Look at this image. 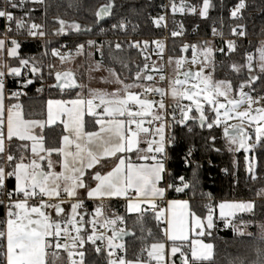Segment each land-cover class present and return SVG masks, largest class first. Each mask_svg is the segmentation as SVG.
I'll return each instance as SVG.
<instances>
[{
  "label": "snow or ice",
  "instance_id": "obj_1",
  "mask_svg": "<svg viewBox=\"0 0 264 264\" xmlns=\"http://www.w3.org/2000/svg\"><path fill=\"white\" fill-rule=\"evenodd\" d=\"M44 0H3L0 5V20L4 21L0 29V57L5 52L8 58L15 59L18 66H12L7 62H0V208L3 215L0 217V264H57L60 259L61 250L67 256V264H86V246L91 245L97 256L103 251L106 254V264H177L173 257H177L179 264H216L214 245L204 243L200 239H192L187 245L177 244V241H188L189 233L194 232L196 236L202 237L212 234L216 228L214 219V207L211 203H204L202 207L206 210V215L198 213L194 205H190L189 200L167 199L169 191L183 193L191 190L195 196L196 187L199 184L198 169L196 164L192 171V180H186L183 175H176L169 167V148L176 142V137L171 134L166 135V128L170 129L175 125L187 127L188 133L193 129L188 127V121L197 123L201 129L207 127H219L224 125L223 134L226 140V150L235 153L241 149L245 153V171L253 181L264 180V176L258 174L257 148L264 149V107L253 108V105L264 101V96L253 97V85L260 76L253 74L254 57L245 53V63L238 65L231 64V69L239 73L242 68H247L248 78L241 82L235 89L238 98L229 99V94L234 91L230 81H212L209 76H203L204 67L210 62L214 49L211 41H204L200 50L204 59L201 61V68L195 74L185 71L182 73L184 79L179 78L169 81V92L174 105H165V90L155 86L153 83H142L141 81L153 82L154 76L148 72L149 65L145 63L143 67L137 65L134 82L125 83L120 79L119 74L114 69H108L114 78L109 80L103 78L104 83H116L120 85L112 92L101 89H89L87 100L77 95L76 99L47 101V119H25L22 106L19 103H11L12 100L24 94L19 89L27 88L39 79L43 82V64L35 57H25L20 55L22 47L19 37L43 40L46 36L44 24L38 23L33 18L36 8L31 5H42ZM115 0H108L101 5L94 13L95 24L99 26L106 18L113 16ZM173 14L191 13L199 14L201 18L207 19L209 12L215 7L212 0H201L198 5H190L181 0L177 4L175 0H169ZM223 7V2H221ZM249 7L247 0H236L228 9L229 19L235 22V26H229L230 34L237 38L247 35L245 25L239 21L243 20V13ZM19 9L22 15H17ZM46 13V9H45ZM165 21V16L161 15L153 19L156 26H161ZM221 28L224 27V18H219ZM59 28L53 34L56 36L65 35L66 29L80 32L82 27L73 21L68 23L57 18ZM133 31L136 26L133 25ZM110 28L120 31L127 30L125 20L120 19L110 25ZM91 27H85L83 31H91ZM101 33L106 29L99 27ZM213 37L223 39V32L217 27L211 28ZM173 36L178 35L176 31ZM45 43H48L47 41ZM89 47H96L100 51L101 46H97L94 40H89ZM141 43L147 48L148 41H137L129 43V48L140 49ZM157 44L160 54L163 53V45ZM224 48L216 49L221 54L227 55L236 51V41L225 39ZM264 44V42H262ZM63 47V45H62ZM191 47L193 51L192 63L197 62L198 45H185L182 51ZM84 45H77V54H80ZM117 50L122 49L120 43L115 44ZM259 56L256 67L264 74V46L257 49ZM45 55L47 53H44ZM53 56L59 58L61 63L71 59L69 53L61 54L56 48L51 51ZM101 55L103 53L101 52ZM143 55V50L141 51ZM145 60L149 57L145 56ZM169 65L172 58H169ZM184 59L175 61L177 77L181 74ZM52 75L53 65H48ZM99 67V65L97 66ZM127 67V64H124ZM154 72L159 73L161 69L153 65ZM15 78L19 85L17 91L7 90L6 79ZM160 80H165V76L160 75ZM190 78L198 79L204 87L199 88L193 85L192 88L181 92L178 86L185 84ZM56 83L49 87L63 89L83 88L84 85L77 84L73 78V73L55 72ZM248 88L249 91H244ZM131 89H140L139 92ZM6 91L8 95L6 96ZM42 91L38 88L37 92ZM155 92L161 99L159 101L150 100L146 97ZM203 93V99L210 106V111L214 115L207 116L205 108L199 102V97ZM223 97L226 103H221L217 99ZM10 102L6 106L5 100ZM181 100L191 101L195 105V113L189 105H184ZM98 101V103H95ZM247 104L245 111L237 109ZM70 105V107H68ZM157 111H153V107ZM171 107L169 113L167 109ZM87 109V114L97 116L96 109H101L95 124L99 125V131H84L83 116ZM177 110L179 117H177ZM223 110V112L221 111ZM66 116L67 120L62 121L64 131L68 135L62 137L60 147H45V137L42 134L46 125H53L57 119ZM170 116V120L166 117ZM146 118H148L146 120ZM230 118H236L240 124L228 125ZM247 121L249 126L255 124V138L249 135L244 127ZM134 126V127H133ZM229 128L232 129L229 132ZM40 129V133L35 130ZM70 136L72 137L70 139ZM210 146L214 144L215 137L208 138ZM31 141L32 158L25 163L24 153L28 150L26 143H16ZM251 141V142H250ZM146 147H140V145ZM74 145L72 151L70 146ZM193 146L188 147L183 159L185 166L193 163ZM219 152L220 149H214ZM15 152H19L17 157ZM135 152L137 160L146 163H134L130 155ZM249 152L252 156L247 155ZM57 153L62 157L58 160L61 167L60 172L53 171L54 162L52 154ZM117 161L110 171L102 173L97 169L91 173V180L95 181V187L85 182V174L89 169L97 165L100 169L104 167L105 161L109 158ZM40 161H46L47 171L43 170ZM237 161L233 160V167H237ZM227 172V169H224ZM14 178V188L9 189L7 181ZM86 193L89 200H100L92 212L85 208V199L81 197L80 191ZM132 193V195H129ZM211 201V194L200 193ZM123 197L126 203L127 213H137L136 223L140 225L141 232L144 231L143 223L145 215L151 210L155 219L160 220L164 215V210L159 208L158 201L167 205L168 217L167 228L164 235L167 241H171L170 250H166L165 242H153L148 244L145 237H141L142 246L134 254V258H128L125 244L122 242L126 236L134 235L125 228L115 227L118 223H125L123 216L113 213L112 218L105 214L104 198ZM257 200L264 202V187L256 191V199L240 202H222L218 205L219 216L225 220V227H231L233 233L240 237L249 238L252 243L249 245L250 253L243 256H236L230 264H264V219L256 220L240 219L239 223L229 221L227 218H236L238 213L257 216ZM68 205V209L64 207ZM261 216L264 217V203L260 204ZM91 217L90 219L87 217ZM90 226V230H89ZM255 228L256 231H248ZM103 229L104 231H99ZM111 235H107L108 231ZM147 235L151 237V230ZM100 242L99 244L97 242ZM146 253V256H145Z\"/></svg>",
  "mask_w": 264,
  "mask_h": 264
},
{
  "label": "trees",
  "instance_id": "obj_2",
  "mask_svg": "<svg viewBox=\"0 0 264 264\" xmlns=\"http://www.w3.org/2000/svg\"><path fill=\"white\" fill-rule=\"evenodd\" d=\"M188 3L198 5L201 0H186ZM108 0H44L42 5H31L28 7L36 8L33 12V18L38 23H43L46 32L53 36L52 40L48 43L46 41H35L28 38L20 39L22 47L20 49V55L25 57H35L36 60L43 64V82L39 79L34 80L33 84L28 85L27 88L22 89V94L18 100H12L18 102L22 106L23 116L25 118L42 119L46 114V102L48 99H65L76 97L80 92V89L75 90H61L58 88L49 87L54 84V73L56 71L71 70L75 73L80 85L86 83V51L90 47L88 46L89 40H94L97 46H101L100 51H97L96 47H91L93 50V56L103 64H111L116 70H119V65L111 60V56L115 57L118 61L125 60L129 67L128 74L131 77L137 70V65L143 67L144 61L141 59L139 52L136 49L125 48L122 46L121 50L115 48V43L108 39L109 34L113 31L109 29L110 23L126 18L129 19V25L136 26V30L147 37L157 36L163 33L161 26H156L153 23L152 15H159L163 0H115V7L113 8V16L99 26L95 24V11L96 9L106 4ZM215 7L210 10L209 17L207 19L201 18L199 14L191 13H175L173 14L171 9L169 11V31L170 34L175 28H182L187 35V39L178 38L171 35L168 41V53L171 56L182 53L183 46L196 44L202 46L204 40L201 38L208 37L211 31V26L216 24L221 27L219 18H224V32L230 33L229 26H235V22L229 19L228 9L236 2V0H212ZM223 2V7H221ZM249 7L243 13V20L239 21L245 25L246 37L243 40L236 41V51L228 53L227 55L221 54L214 49L213 55L210 59V65L204 68L206 76H209L212 81L226 80L230 81L233 85L234 91L231 93L236 96L235 89L238 85L245 81L249 72L247 68H242L239 73L234 72L231 69V64L236 63L242 65L245 63V53H252L254 60V72L257 76H260L258 83L256 84L258 89L262 86V80L264 74L259 72L256 67L257 58L259 56L258 48L264 46L261 38L264 37V0H247ZM46 9V13H45ZM57 18L63 19L68 23L75 21L79 23L82 28L91 27L89 33L75 32L66 29L65 35L56 36L53 34L54 30L59 28V24L56 22ZM105 26L106 31L104 33L99 32V27ZM133 28V27H132ZM190 28L194 29V33L190 32ZM57 43H63L69 46L84 45L81 52V57H77L75 65L72 68H66L65 66L54 69L52 68V75H49L48 65H53L58 61V57L50 54V48ZM227 53L226 46H224ZM190 51V49H189ZM189 51L187 53H189ZM101 52L103 55H101ZM44 53H47L46 55ZM40 88L42 91L37 92ZM7 90L16 91V84L14 80L7 82ZM139 90V89H136ZM206 115L210 118L214 115L208 107H204ZM191 114H196L193 110ZM197 115V114H196ZM88 122V118L86 119ZM88 125V123H87ZM188 127H191L193 131L188 133L187 127L175 126L174 136L176 137L175 144L169 148V156L171 157L168 167L176 175H183L186 180H192V171L195 164L185 166L183 161V155L188 147L191 145L196 149V159L205 160L210 159L211 163H203L202 167L198 169L199 184L196 187L195 196L191 190H185L183 193H176L169 191V197L184 198L189 200L190 205H194L199 214L206 215V210L202 207L204 203H211L215 207L218 203L223 201L234 200H253L256 199V191L261 187H264V180L253 181L250 179L248 173L245 171V153L241 149L235 153H229L226 150V140L223 135V127H213L207 129L204 127L201 129L197 123L193 121L187 122ZM95 125L86 126L87 130L94 129ZM64 131L60 124L45 127L43 129V135L45 137V147H58L61 137ZM214 136L215 142L210 146L209 137ZM254 139V134H252ZM18 142V141H17ZM16 142V143H17ZM214 149H220L219 152ZM257 155L258 174L264 176V149L257 148L255 150ZM251 153V152H250ZM252 154V153H251ZM18 156L19 152H15ZM236 160L237 167H233V160ZM227 169V172L224 171ZM12 180L9 179L8 186L12 188ZM211 194V201H208L205 197H201L200 193ZM264 203L257 200V216L252 217L249 214H237L236 218L232 219V222L239 223L240 219L249 220L256 219L261 220L264 217L261 216L260 204ZM91 205L88 204V208ZM119 213L124 217L125 230H129L134 235L127 238L123 243L128 252V258H134V254L139 251L142 243L140 238L143 236L146 238V242L151 244L153 242H165L164 236V220L155 219V215L147 213L144 218L143 228L141 232L140 225L136 223L138 214H125L122 210V205L119 204ZM2 211L0 210V217ZM216 228L212 230L211 235L202 236L204 240L214 245V253L216 256V264H230L236 256H243L250 253L249 245L252 241L247 237H240L233 233L231 227H225V220L217 218ZM151 230V237L147 235L148 230ZM248 231L255 232V228H249ZM178 244L187 245L189 241L181 242ZM86 264H100V255L97 256L91 245L86 246ZM179 256V255H178ZM177 256V257H178ZM176 257V259H177ZM57 264H65V258L60 254V261ZM177 264H179L177 259Z\"/></svg>",
  "mask_w": 264,
  "mask_h": 264
},
{
  "label": "built area",
  "instance_id": "obj_3",
  "mask_svg": "<svg viewBox=\"0 0 264 264\" xmlns=\"http://www.w3.org/2000/svg\"><path fill=\"white\" fill-rule=\"evenodd\" d=\"M175 2L177 4H180L181 0H175ZM185 2L188 3L186 0H185ZM2 4H3V0H0V5H2ZM168 4H169V0H163L159 15H152L153 19L157 18V17H159L161 15L165 16V21L162 22V24H161V27L163 28V33L161 35L147 37V36H144V35L140 34L136 29H135V31H133V28L129 25V23H130L129 19L126 18L125 19V22L127 24V30L126 31H120V30L113 31L110 28V25L112 23L109 24V29H111L113 31V33L111 35L109 34L108 39L111 40L115 44L116 43H120L125 48H129L128 47L129 43H135L137 41H141V42L148 41L147 48H145L143 43H141V48L140 49H136V50L139 52V55H140L141 59L144 61V64L147 63L149 65L148 72L154 76V81L152 83H155L154 84L155 86L161 87V88H163L165 90L166 94H165V96L163 98L165 105H174L176 103V101H170V99L168 98V94H167V86H168V84H167V81H168L167 59H168V56H169V53H168V41H169V39H170V37L172 35V34H170V31H169V11H170L171 8L170 7H165ZM188 4L193 5L192 3H188ZM15 11H16L17 15H22V12L19 9L15 10ZM3 24H4V21L0 20V29H2ZM213 26L217 27L218 30L223 32V39L218 37V36L217 37H213L211 31H210V34H209L208 37H204V38H201V39H203L204 41H211L213 43V48L214 49L224 48V46H225L224 40L225 39H232V40L238 41V40H243L246 37L245 36V37H242V38H237V37L232 36L230 33L229 34H225L224 28L218 27L216 24H213L211 26V28ZM100 27H103V28L106 29L105 26H100ZM44 30H45V28H44ZM173 31H176L178 33V35H177L178 38L187 39V35L185 34V31L182 28H178V29L175 28ZM45 32H46V30H45ZM190 32L194 33V29L190 28ZM22 38H25V37L24 36L19 37V39H22ZM52 38H53V36H50L46 32V36H45V38L43 40L32 39V38H28V39L35 40V41H47V42H49ZM261 40L264 42V37L261 38ZM154 41L155 42H159L160 44L163 45L162 56L160 54H158L160 52V50L157 47V44L153 43ZM62 45H63V47H62ZM53 48L58 49L61 54L69 53L71 57H74L76 55V53H77V50H76L77 46L72 47V46H69V45H65L63 43H57V44H55L53 46ZM132 49H135V48H132ZM142 50H143V55H141V51ZM249 54H252V53H249ZM145 56L149 57V59L145 60L144 59ZM153 65H155L157 68L161 69V71L159 73L154 72L152 70L153 69ZM208 65H210V62L207 64V66ZM253 74H255V73H253ZM160 75L165 76V80L161 81L160 78H159ZM9 80H14L15 81V78L8 77L6 79V85H7V82ZM258 81L259 80H257L255 82V84L253 85L254 91L251 92L253 97L264 96V77H263V80H262V83H261L262 86H261L260 89H258V87L256 85L258 83ZM15 84H16V91H17L19 89V85L16 82H15ZM19 90H22V89H19ZM139 91H140V89L137 90L136 92H139ZM244 91H249V89L245 88ZM141 98H147V99L155 100V101H159L161 99V97L155 92H152V93L148 94L146 97L142 96ZM180 102L183 103L184 105H189L185 100H181ZM256 105L259 106V107H264V101H261L260 104H256ZM157 110H158L157 107L154 106L153 107V111L155 112ZM167 111L170 113L172 111L171 107H169L167 109ZM98 112H100V110H98ZM177 117H179V111L178 110H177ZM147 119L148 118H146V120ZM166 119L170 120V116L166 117ZM175 126H180V125H175ZM175 126H173L170 129L166 128V135L167 134L174 135V127ZM140 147H146V145L142 144V145H140ZM187 151H188V149L185 151V153ZM196 152L197 151L195 149L193 151L192 157L190 158L193 161L192 164H195V165L198 164L200 167H202L204 162L208 163V164L211 163L210 159L197 160L195 158L196 157ZM185 153H184V155H185ZM184 155H183V157H184ZM170 159H171V157H170ZM183 161H184V159H183ZM9 179H11V178H9ZM8 183H9V180L7 181V185H8ZM8 188H9V186H8ZM9 189H11V188H9ZM129 195H132V193H129ZM100 203H101V201H98V204H100ZM103 203L105 205V214L109 218H112L113 213L120 215V213H119V204L121 203L120 199L103 200ZM158 204H159V208L157 210H160V209L164 208V205H165L164 202L159 201ZM212 206L214 207V205H212ZM64 207L67 209L68 205H64ZM85 208L87 209V211L89 213H91L92 210H93L92 208H88V205H87L86 202H85ZM0 210L2 211V214H1V217H2L3 209L0 208ZM148 213L149 214L151 213V214L154 215V213L151 210H149ZM87 218L90 219L91 217L89 216ZM228 220L232 221V219H228ZM115 227H117V229L124 228V223L123 224L118 223ZM89 230H90V226H89ZM99 231H104V230L103 229H99ZM106 234L110 236L111 235V231L109 230ZM97 243L99 244L100 242L98 241ZM61 252L64 254L65 264H67V256L62 250H61ZM145 256H146V253H145ZM105 257H106V254L102 251L101 254H100V264H106Z\"/></svg>",
  "mask_w": 264,
  "mask_h": 264
},
{
  "label": "rangeland",
  "instance_id": "obj_4",
  "mask_svg": "<svg viewBox=\"0 0 264 264\" xmlns=\"http://www.w3.org/2000/svg\"><path fill=\"white\" fill-rule=\"evenodd\" d=\"M171 34H172V32H171ZM192 45H196V44H192ZM53 46L54 45H52L51 48H50V54H51V51H52ZM212 47H213V43H212ZM86 52L87 53H86V61H85V63H87L88 67H87V71H86V83L83 84L85 87L79 88L80 89V92L79 93L81 95H88L89 89H101V90H104V91H107V92H112L116 88H119L120 85H118V84H116L114 82L113 83H104L103 82V78H107L109 80L114 79L110 75L108 69H114L115 72L117 74H119L120 79L123 80L125 83H132V82H134V76H135V72L137 70L130 77L129 74H128L129 67L128 66L127 67H124V64L126 63L124 59L123 60L121 59L120 61H118L117 59H115V57H112L111 56V60L113 62H116L119 65V70H116L114 68V66L111 65V64H109V63L108 64H103V63L99 62V60L96 59L93 56V53H92L93 50L91 49V47L89 49H87ZM77 57H81V53L80 54H77L76 53V55L74 57H71V59H69V60H67V61H65L63 63H61V61L58 58V61H56L55 63H53V68L54 69H59V68H61L63 66H65L67 69L68 68H72V66L75 65V63H76L75 60L77 59ZM170 57L172 58V64L171 65H169V63H168ZM180 58H183L184 59V63L182 65V67L179 69V72L181 74L179 75V77H177V70H176V67H175V61L177 59H180ZM192 59H193V51H192L191 47H190L189 53L182 52V53H180L178 55H175V56H171V55L168 56V59H167V65H168V81H167L168 86H167V94L169 92V81H174L177 78L183 80L184 77H183L182 73L185 70H190L193 74H195L197 71L200 70V68H201V61L204 59L203 54H202V52L200 50V46H198V48H197V62L195 64L192 63ZM98 65H99V67H97ZM203 76H206V73L204 71H203ZM141 82L142 83H145V84L152 83V82H148V81H141ZM153 84H155V83H153ZM194 84L199 86V88L196 89V90L202 89L204 87L203 83H201L200 80L193 79L192 78V79H189L185 84L178 86V88H179V90L181 92H183V91H185L187 89L192 88ZM134 90H136V89H131V91H134ZM168 98L170 99V101H175V100H173V98L171 97L170 94H168ZM232 98H238V96L237 95L236 96H233L230 93L229 94V99H232ZM217 99L221 103H226V101H225V99L223 97H218ZM185 101L189 104V106H191V107L194 106L191 101H188V100H185ZM199 102L201 103V105L203 107H208L210 109V106L207 105L206 101H204V99H203V93H201V95L199 97ZM256 107H259V106L253 105V108H256ZM246 108H247V104H244V105L240 106L237 109V111L243 112V111L246 110ZM221 111L223 112V110H221ZM189 115L192 116V115H196V114L189 113ZM227 123H228V125L240 124V121L238 119H236V118H230L227 121ZM220 126H222L224 128V125L223 124L220 125ZM242 126L247 130V133L249 135L252 136V134H254L255 124H252L251 126H249V123L247 121H245ZM229 129H231V128H229ZM254 138H255V134H254ZM247 155H249V157L252 156V154L250 152ZM236 202H240V201L237 200ZM193 239H200L204 243H210V242H207L206 240H204L202 237L193 238ZM189 242H191V241L189 240ZM170 247H171V245H170ZM58 261H60V259L57 260V262Z\"/></svg>",
  "mask_w": 264,
  "mask_h": 264
},
{
  "label": "crops",
  "instance_id": "obj_5",
  "mask_svg": "<svg viewBox=\"0 0 264 264\" xmlns=\"http://www.w3.org/2000/svg\"><path fill=\"white\" fill-rule=\"evenodd\" d=\"M0 62H7V63H9L10 65H12V66H18V62L15 60V59H11V58H8L7 57V55H6V52H5V54L2 56V57H0ZM137 90H134V92H136ZM79 94V96H81L82 98H84L85 100H87L88 98H90L88 95H81L80 93H78ZM8 95V92L6 91V96ZM77 98V96L76 97H71V98H65V99H61V98H57L56 100H71V99H76ZM49 100V99H48ZM47 100V101H48ZM9 100L8 99H6L5 100V105L7 106L8 104H9ZM11 103H18V102H15V101H11ZM95 103H98V101H95ZM68 107H70V105H68ZM98 110H100L101 111V109H96V112H97V116H90V115H88L87 114V109L85 108V113H84V116H83V122H84V131L85 132H88V131H99V128H100V126L99 125H97V124H95V120L97 119V118H100L99 117V113L100 112H98ZM25 118V117H24ZM88 118V122H86V119ZM25 119H27V118H25ZM28 119H34V118H28ZM42 119H44V120H46L47 119V102H46V114H45V117L44 118H42ZM67 120V117L66 116H62V117H60L59 119H57L56 120V122L53 124V125H55V124H60L61 126H62V128H63V131H64V125H63V123H62V121H66ZM87 123H88V125H87ZM89 125H95V128L94 129H90V130H87L86 129V126H89ZM52 126V125H51ZM45 127H48V125H46ZM134 127V126H133ZM37 133H40V129H36L35 130ZM43 134V133H42ZM64 135H68V133L67 132H65L64 131V134H63V136ZM62 136V137H63ZM62 137H61V140H60V144H59V146L58 147H60L61 145H62ZM72 137L70 136V139H71ZM18 143H26L27 145H28V150L24 153V155H25V157H26V159H25V163H27V162H29L32 158H34L33 156H32V154H31V141H26V142H17V144ZM70 149L72 150V151H74L75 150V148H74V145H72V146H70ZM19 155H20V153H19ZM19 155L17 156V157H19ZM126 155H130V157H131V160L134 162V163H146V161H142V160H137V157H136V154H135V152H133L132 154H126ZM52 160H53V162H54V168H53V171H55V172H60L61 171V167H60V165H59V163L57 162L58 160H62L63 158L62 157H60V156H58V154L57 153H53L52 154ZM117 161L115 160V158L113 157V158H109L107 161H105V162H103L104 163V167L102 168V169H100V166L99 165H97L95 168H93V169H89V170H87L86 171V174H85V177H84V179H85V182L86 183H88V184H90V186H92V187H95V181H92L91 180V173H94L97 169H99V170H101L102 171V173H104V172H107V171H110L111 170V168L114 166V164L116 163ZM40 164H41V167H42V169L43 170H45V171H47L48 169H47V167H46V161H40ZM14 185H15V180H14V178H13V180H12V188H14ZM11 188V189H12ZM80 191V195H81V197H83L84 199H85V202L87 203V205L88 204H90L91 205V207L90 208H94L96 205H98V201H100V200H95V201H93V200H89V199H87L86 198V193H84L83 192V190H79ZM110 199H120L121 200V205H122V210H123V213H125V214H137V213H127V211H126V203H127V201L123 198V197H119V198H117V197H114V198H104V200H110ZM167 199H169V200H171V199H181V200H185L184 198H177V197H169V196H167ZM237 200H234V201H223V202H229V203H231V202H236ZM239 201H248V200H239ZM159 202V201H158ZM220 203H222V202H220ZM220 203H218L217 205H216V207H215V211H214V214L217 216V218H220V216H219V207H218V205L220 204ZM165 205H164V208H163V210H164V215L163 216H161V218L164 220V231H165V229L167 228V217H168V211H167V205H166V203H164ZM69 207V206H68ZM68 207H67V209H68ZM239 214V213H238ZM220 219H222V218H220ZM227 219H233V218H227ZM165 236V235H164ZM193 238H198V236H196L195 235V233L194 232H190L189 233V240L191 241V239H193ZM188 240V241H189ZM181 242H187V241H177L176 243L178 244V243H181ZM191 243V242H190ZM165 244H166V250H170V245H172V242L171 241H167V237L165 236ZM63 257H64V254L61 252L60 253ZM179 255V253H177V256ZM65 258V257H64ZM173 260H176L177 261V259H176V257H173Z\"/></svg>",
  "mask_w": 264,
  "mask_h": 264
},
{
  "label": "water",
  "instance_id": "obj_6",
  "mask_svg": "<svg viewBox=\"0 0 264 264\" xmlns=\"http://www.w3.org/2000/svg\"><path fill=\"white\" fill-rule=\"evenodd\" d=\"M99 7H100V6H99ZM99 7H98V8H99ZM98 8H97V9H98ZM97 9H96V10H97ZM110 18H111V17H110ZM110 18H106L105 21H106V20H109ZM56 22H57V21H56ZM83 29H84V28H82V30H81V32H83V33H89V32H90V31H83ZM183 48H184V46H183ZM189 49H190V47H189L187 50H184L183 52H184V53H187V52L189 51ZM66 71H70V72H72V73H73V78L75 79L76 83H77V84H80L79 81L77 80L76 76H75V73H74L73 71H71V70H62V71H60V72H66ZM185 71L191 72L190 70H185ZM185 71H184V72H185ZM191 73H192V72H191ZM54 78H55V73H54ZM190 79H192V78H190ZM54 83H56V81H54ZM58 89H60V88H58ZM75 89H77V88L63 89V90H65V91H69V90H75ZM192 109L195 111V105L192 107ZM197 115H198V114H197ZM244 129H245V128H244ZM231 131H232V129H229V132H231ZM245 131L247 132L246 129H245ZM222 132H223V131H222ZM223 135H224V134H223ZM126 231H129V230H126ZM130 232H131V231H130ZM131 233H132V232H131ZM131 236H132V235L126 236V237L124 238L123 241H125L127 238H129V237H131ZM123 241H122V242H123ZM178 262H179V261H178Z\"/></svg>",
  "mask_w": 264,
  "mask_h": 264
}]
</instances>
